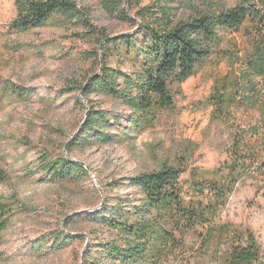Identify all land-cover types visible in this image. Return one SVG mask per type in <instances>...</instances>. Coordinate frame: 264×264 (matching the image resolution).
Here are the masks:
<instances>
[{
  "label": "rangeland",
  "instance_id": "obj_1",
  "mask_svg": "<svg viewBox=\"0 0 264 264\" xmlns=\"http://www.w3.org/2000/svg\"><path fill=\"white\" fill-rule=\"evenodd\" d=\"M93 28L122 35L136 31V9L160 15V0H124L135 23L110 13L104 0H74ZM247 0H168L171 18L189 19L219 12ZM16 0H0V203L10 211L0 233V264H83L86 253L110 234L82 218L106 203H136L137 190L126 178L162 165L180 166L186 180L185 198L203 200L192 192L191 173L204 184L220 180L217 171L231 160L234 141L242 140L256 162L213 215L212 226L251 229L264 254V67L253 43L242 31L221 32L213 53L182 82L169 85L173 105L161 109L151 125L128 131L115 143L69 148L89 105L76 88L98 72L99 63L83 55L96 47L95 37L80 24L52 15L39 27L16 31ZM111 65L114 62L111 61ZM31 91L18 96L6 87ZM224 96L223 106L214 97ZM95 109L124 108L101 94L89 96ZM125 112L129 111L125 109ZM125 113V114H126ZM115 130L111 129L113 133ZM62 153L81 164L88 177L80 182H51L35 169L40 150ZM75 217L66 227L67 218ZM81 219V220H79ZM56 228L73 234L71 245L41 253L40 241ZM214 232V233H213ZM156 257L144 264H225L229 239L196 225L184 235L174 232Z\"/></svg>",
  "mask_w": 264,
  "mask_h": 264
},
{
  "label": "trees",
  "instance_id": "obj_2",
  "mask_svg": "<svg viewBox=\"0 0 264 264\" xmlns=\"http://www.w3.org/2000/svg\"><path fill=\"white\" fill-rule=\"evenodd\" d=\"M126 1L131 7L140 0ZM15 3L17 14L12 26L16 31L34 29L50 16L58 15L75 25L81 24L94 37L99 34L95 40L97 49L83 51V55L99 63V70L76 86L89 107L80 130L69 140L70 149L100 142L115 143L119 138L129 137L130 129L139 131L151 125L161 109L173 105L169 85L184 81L200 68L213 53L221 32L242 31L253 43L255 55L264 67V0H247L219 12H204L176 21L171 18L168 0H160L163 5L158 16L145 7L134 11L140 19L138 24L136 17L126 11L124 0H104L110 13L138 25L134 32L112 36L93 28L74 0H16ZM6 89L22 97L31 91L16 85ZM92 93L115 100L124 109L120 113L95 109L89 99ZM214 98L218 99L214 103L222 107L224 96ZM111 129L115 131L111 133ZM243 149L242 140L237 138L230 162L217 170L222 173L219 181L204 184L196 179V172L191 173L190 190L202 194L203 200L185 198L187 181L181 178L185 169L180 166L162 165L126 178L139 194L136 203L111 201L82 217L110 234L87 250L83 264H144L165 248V241L172 239L174 232L184 235L199 224L206 229L212 227L222 238H230L225 264H264V254L251 229H235L228 224L212 226L213 214L226 205L229 194L249 169L246 161L256 162L252 152ZM260 165L264 167V163ZM35 169L51 182H80L89 175L81 164L62 153L52 155L43 149L38 153ZM7 207L0 203V233L9 224ZM73 220L76 218H67L65 226ZM48 235L39 243L40 249L44 248L39 255L65 249L74 239L73 234H66L60 228Z\"/></svg>",
  "mask_w": 264,
  "mask_h": 264
}]
</instances>
